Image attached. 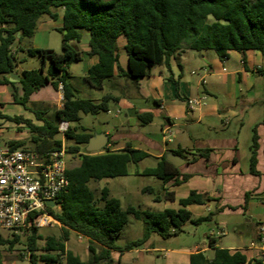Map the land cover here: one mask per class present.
Listing matches in <instances>:
<instances>
[{
  "label": "trees",
  "instance_id": "obj_1",
  "mask_svg": "<svg viewBox=\"0 0 264 264\" xmlns=\"http://www.w3.org/2000/svg\"><path fill=\"white\" fill-rule=\"evenodd\" d=\"M61 15L63 26L58 29L62 35L61 54L22 47L26 39L35 36L43 17L56 21ZM84 33L89 36L87 55L98 57V63L84 77L90 87L102 91L106 82L116 76L115 73L136 85L148 77L156 66L164 65L170 69L171 58L186 50H210L221 60H226L231 51L245 54L256 50L264 55V0H0V86L10 87L13 102L24 106L47 85L55 91L59 90L60 84L64 88L63 108L55 112L54 122L42 117L45 114L42 112H36L38 120L43 122L41 126L22 117L11 119L1 112L0 118L25 124L31 133V145L38 151L60 149L61 141L56 139L58 124L60 121L69 122L67 151L80 160L78 167L67 172L69 186L57 197L60 209L56 212L49 210L61 225L60 238L47 237L40 249L38 241L43 238L38 229L24 236L4 238L0 234V247L13 251L17 245H23L29 253L30 264H122L120 260L113 259V252L139 248L154 234L163 239L177 236L183 232L187 222L199 226L212 218L210 215L193 218L187 210L190 205H203L209 201L197 192L180 199L177 210L148 211L133 206L123 208L118 198L110 196L108 188H103L96 195L90 187L91 182L128 176L129 164H137L149 154L136 149L131 143L117 151L108 146L100 153H89L86 146L93 134L84 128L79 130L71 126L79 123L83 114L107 113L110 103L120 100L107 95L101 102L95 103L77 96L69 68L73 63L82 61V54L74 43H80ZM120 38L126 41L128 71L121 67L119 61ZM20 52H26L31 57L39 56L43 66L23 71L20 81L12 83L10 75L15 73L21 62L18 58ZM168 80L178 90V81ZM139 119L142 123H151L153 114L139 115ZM7 144L12 149L26 145L23 140L8 141ZM257 148V137L254 135L251 147L253 175L259 174L255 168ZM211 152L209 149L198 150L197 154L208 160ZM165 156L155 168L145 170L143 175L155 177L163 185L172 183L178 186L187 182L190 176L180 174ZM143 192L155 196L154 201L160 202V193L155 194L152 187H146ZM164 198L171 202L176 200L173 192H166ZM131 217L143 222L142 237L120 247L117 240ZM72 233L88 240V261L81 260L67 249L66 243ZM210 246L211 254H193L190 264L247 262L245 255L239 251L233 253L214 248L213 240ZM0 264H6L1 251Z\"/></svg>",
  "mask_w": 264,
  "mask_h": 264
},
{
  "label": "crops",
  "instance_id": "obj_2",
  "mask_svg": "<svg viewBox=\"0 0 264 264\" xmlns=\"http://www.w3.org/2000/svg\"><path fill=\"white\" fill-rule=\"evenodd\" d=\"M51 21L41 19L37 32L40 24L45 28L53 27L49 25ZM58 21L61 24L57 30L63 26L62 15ZM83 39L84 35L82 41ZM88 41L89 38H86L83 48L78 49L82 54L81 62L87 61L85 76L98 63V57L87 55ZM80 43L74 44L78 48ZM125 45V39L120 38L119 61L121 67L128 71ZM19 72L18 65L15 74L21 77ZM70 74L73 83L75 77ZM115 75L105 84L104 91L107 89V92L103 91L101 98L90 100L99 103L107 95L120 98L118 102H114L117 109L114 115L118 118L125 113V119L119 121L114 132L91 133L108 135L107 147H111L113 151L121 150L127 143H131L136 149L149 154L139 163L129 164L128 176H144L143 172L155 168L167 153L182 156L185 163L178 170L180 174L189 175L190 178L178 186H173L172 183L163 185L158 179L162 188L161 200L156 203L166 202L165 209L177 210L180 199H186L192 192H197L206 196L209 201L203 205H190L187 210L193 218L208 215L212 218L203 223L208 224L203 239L194 238L190 248H163L156 245L154 234L139 248L113 252V259L120 260L122 264H154L149 254L161 252L164 253V264H190L191 255L199 252L212 253L210 241L213 240L214 248L241 252L247 258L246 264H264L262 247L250 248L252 243L259 241L258 226L264 224V55L256 50H249L245 54L231 51L226 60H221L210 50H186L171 58L170 69L164 65L156 66L148 77L136 85L125 78H119L117 73ZM169 78L178 81V90ZM46 88L50 90L49 100L63 98V94L55 91L52 86L47 85ZM75 89L79 97L80 91L76 87ZM40 92L31 97V103L36 104L41 100ZM51 92H55V95ZM5 94L8 96L1 99ZM136 95L143 98L145 104L137 105L133 102L132 98ZM191 100H198L201 104L190 109L188 102ZM3 103H14L8 86H0V109L3 108ZM62 108L63 103L57 110ZM107 113L112 114L110 105ZM145 113L153 114L151 123L145 124L139 119V115ZM158 118H161L158 124L160 140L154 132L145 131L146 127L155 126ZM167 130L170 135L164 134ZM254 135L258 145L255 162L258 175L251 173ZM17 139L19 138L11 141H18ZM110 142L116 145L111 146ZM206 149L212 150L208 160L197 154L198 150ZM71 156L75 157L70 153L66 156L68 166ZM150 159L154 160V164L144 166ZM141 165L142 169H134ZM145 188L140 189L142 193ZM166 192H173L176 200H165ZM109 194L114 197L110 190ZM188 225L198 227L187 222L183 231Z\"/></svg>",
  "mask_w": 264,
  "mask_h": 264
},
{
  "label": "rangeland",
  "instance_id": "obj_3",
  "mask_svg": "<svg viewBox=\"0 0 264 264\" xmlns=\"http://www.w3.org/2000/svg\"><path fill=\"white\" fill-rule=\"evenodd\" d=\"M43 20H50V17L45 16ZM61 23L57 20L50 22L49 25L53 27H43L40 24V30L35 34L32 39H26L22 45L23 48L29 49H40V50H52L57 54L62 53V35L57 30ZM86 38H89L87 33H84V39L78 44V49L81 50L85 43ZM21 62L19 64L20 74L23 71H29L34 69H40L43 66V60L39 56H29L26 52H20L18 54ZM49 62H47V67ZM87 69V61L73 63L69 72L72 73L75 77L73 84L80 91L79 97L83 99H93L101 98L104 92H107V89L104 91L94 90L84 79L85 71ZM107 83V82H106ZM124 90V89H123ZM12 91V90H11ZM104 91V92H103ZM124 92V91H123ZM12 93V92H11ZM50 90L49 88H44L40 92V99L38 103L33 104L29 102L26 106L21 104L14 103H3V108L0 109L1 113L13 119L14 117H22L28 120H31L34 124L39 125L43 124L41 120H38L36 117V112L45 113L42 117L46 119H52L54 122V115L57 111L59 105L64 101L62 99H50ZM54 93L55 92H51ZM7 94V93H6ZM3 95L1 99L6 98L8 95ZM133 102L137 105L145 104L143 98L136 95L135 98H132ZM102 101V100H101ZM52 104V105H51ZM110 110L112 114L100 113L98 115H81V121L79 123L71 124L72 127H77L79 130L82 128L90 132H114V129L118 126L119 121L125 119V113L121 114L118 118L115 117L116 107L114 102L110 103ZM161 118H158L155 126L146 127V132H154L158 135V140L161 139V133L159 128V121ZM0 146H5L8 141L11 139L19 138L18 141H25L27 147H32L30 138L31 133L29 128L25 124H17L14 121H9L6 118H0ZM56 139L61 140V136L57 135ZM179 140V138H178ZM67 144V143H66ZM72 157V156H71ZM70 161V168H74L79 165L80 160L77 156L72 157ZM154 164V160L150 159L145 162L144 166H151ZM143 165L140 167L135 166L134 169H142ZM90 187L96 192V195H99L100 191L103 188H108L112 195L121 200L122 206L127 208L129 205L136 207L137 209L148 210V211H163L166 202L156 203L153 202L154 197L148 193H142L140 189L145 187H152L155 189V194L160 193L162 188V183L155 177L149 176H128L114 179H105L98 182H91ZM128 194V195H127ZM170 204V203H168ZM208 224H203L198 227L190 226L184 227L185 230L180 233L178 236H174L168 239H163L158 235H154L156 240V245H160L166 249H179L181 247L190 248L192 246V241L194 238L202 240L203 234L206 232ZM43 239L38 241V246L42 249L45 245L46 238L49 236H54L60 238L62 235V230L60 225H52L51 227H46L39 229L38 233ZM143 234V222L130 218L129 224L126 226L123 233L120 235L117 240V244L124 246L125 244L136 241L142 237ZM4 238L11 237V234L2 233ZM24 236V235H22ZM67 249L74 252L78 255L83 261L89 260L88 253V241L80 238L76 234H72L70 240L66 243ZM26 248L23 245H17L13 251H8L5 247H0V251L3 255V259L6 264H30V259L28 258V253L25 250ZM163 254L161 252H154L149 254L150 259L154 264H164ZM24 255V256H22ZM45 264V263H39Z\"/></svg>",
  "mask_w": 264,
  "mask_h": 264
},
{
  "label": "built area",
  "instance_id": "obj_4",
  "mask_svg": "<svg viewBox=\"0 0 264 264\" xmlns=\"http://www.w3.org/2000/svg\"><path fill=\"white\" fill-rule=\"evenodd\" d=\"M63 90L60 84L58 92L63 94ZM200 104L198 100L188 102L190 109ZM69 128L67 121L58 124L60 149L38 151L27 146L12 149L7 143L0 146V234H30L33 229L56 224L49 210L60 209L57 197L69 186L66 161ZM164 134L170 135L169 130ZM48 201L55 206H48ZM258 232L259 241L252 243L250 248L261 246L264 256V224L258 226Z\"/></svg>",
  "mask_w": 264,
  "mask_h": 264
},
{
  "label": "water",
  "instance_id": "obj_5",
  "mask_svg": "<svg viewBox=\"0 0 264 264\" xmlns=\"http://www.w3.org/2000/svg\"><path fill=\"white\" fill-rule=\"evenodd\" d=\"M19 36L20 35H18V37ZM10 76H11L10 81L12 83L20 81V76L18 74L12 72ZM108 142H109V137L106 134L93 135L86 146V151L89 153L101 152L107 147ZM165 158L169 163L174 165L176 168L180 167L185 163V159L182 156L174 153H167ZM47 205L50 206L51 208L55 206L52 201H48Z\"/></svg>",
  "mask_w": 264,
  "mask_h": 264
}]
</instances>
